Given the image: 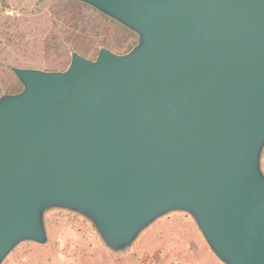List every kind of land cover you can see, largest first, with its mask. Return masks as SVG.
Returning a JSON list of instances; mask_svg holds the SVG:
<instances>
[{
    "label": "water",
    "instance_id": "95a60500",
    "mask_svg": "<svg viewBox=\"0 0 264 264\" xmlns=\"http://www.w3.org/2000/svg\"><path fill=\"white\" fill-rule=\"evenodd\" d=\"M52 1V0H47ZM136 37L63 71L12 67L0 95V264L45 214L130 248L190 217L221 264H264V0H75Z\"/></svg>",
    "mask_w": 264,
    "mask_h": 264
},
{
    "label": "rangeland",
    "instance_id": "374dc122",
    "mask_svg": "<svg viewBox=\"0 0 264 264\" xmlns=\"http://www.w3.org/2000/svg\"><path fill=\"white\" fill-rule=\"evenodd\" d=\"M38 1L0 0V49L5 47L4 55H0V64H5V60H2V58L6 57L8 62L15 61L21 64L18 68L45 70L34 64L43 55L38 49H31L34 36L30 32H32L33 24L36 22L38 24L37 18L41 17L40 15L37 17L34 15L33 6ZM50 9V7H47L42 12L43 20H52L53 16ZM9 37H13L14 40ZM11 40L14 42L12 43ZM14 46H19L18 49L21 51L18 52L16 48L17 51L14 52ZM25 50L27 52L23 54ZM263 155L264 151L261 163L264 162ZM58 211L51 210L45 214L51 224V239L48 237V241L52 240L50 247L45 250V254H49L53 242L59 246L61 253L65 246L70 243L68 253L74 256L71 258V261L74 260V262L72 263L60 253L58 257L62 264H99V262L101 264H115L114 261L117 259H114L104 250L101 241L95 239V230L89 222L79 216L77 218L73 216L60 217ZM71 226L80 232L70 230ZM171 230L176 236L180 234L184 236L183 241L186 242L188 251H185L182 247H176V244L170 246L167 244L168 232ZM84 238H89L90 241L86 242ZM91 238L95 241H92ZM167 245L170 249H178L177 251L167 252ZM89 246H93V249H90ZM180 249H182L181 252ZM188 252H190V256H188ZM17 254L26 258V260H31L29 263L24 262L25 264H37L39 261L40 253L36 249L20 248ZM125 255V257H121L125 259V262L122 261L121 264H221L209 251L193 221L185 214H172L155 222L138 237ZM12 257H14L13 254L8 258Z\"/></svg>",
    "mask_w": 264,
    "mask_h": 264
},
{
    "label": "trees",
    "instance_id": "16d2710c",
    "mask_svg": "<svg viewBox=\"0 0 264 264\" xmlns=\"http://www.w3.org/2000/svg\"><path fill=\"white\" fill-rule=\"evenodd\" d=\"M50 7L52 11V20H43L42 12L45 8ZM35 11L34 15L41 16L37 22L34 23L32 28V40L33 48L38 49L43 55L38 61H35L36 66H41L39 68H44L46 71H63L67 68L70 62V55L72 52H76L80 56L94 60L97 56L99 49L105 48L115 54H125L130 51L136 44V37L106 16L98 13L93 8L77 2L75 0H39L37 4L33 6ZM14 40L13 37H9ZM9 40V39H8ZM13 40L12 43L14 42ZM10 41V40H9ZM44 42V44H43ZM6 46V45H5ZM8 46H10L8 44ZM15 47V46H14ZM19 46L14 48V52L17 51ZM5 47L0 49V55H4ZM21 50L18 49V52ZM27 50L23 51V54ZM5 60V64H0V95L2 94H16L21 91L22 87L11 72L12 67H19L21 64L14 62H8V58H2ZM27 61V59H26ZM34 61V60H32ZM264 158V155H263ZM261 168L264 173V162L261 163ZM57 211V210H56ZM60 217L63 216H73L77 218L76 215L69 214L64 211H58ZM186 217H188L186 215ZM45 224L47 228V233L49 239H51L50 228L51 224L48 217L45 215ZM70 230H79L70 227ZM80 232V231H79ZM97 241H101L98 236H94ZM92 239V238H91ZM86 242H89V238H84ZM184 236L180 234L176 236L173 234V230L168 232L167 244L175 245L178 248L182 247L185 251L186 242L183 241ZM92 241H95L92 239ZM52 240H49L45 246H37L32 243H26L18 246L14 251L12 258H7L3 264H25L29 263L31 260H26V258L20 257L17 252L20 248L36 249L39 251L40 255L38 257L39 261L37 264H59L58 254L61 253L59 246L53 242L52 249L49 254H45V250L50 247ZM102 243V242H100ZM101 245V244H99ZM104 246V244L102 243ZM167 245V252L177 251L178 248L174 249ZM71 244L68 243L62 250V255L71 261V256L68 253ZM93 249V246H89ZM129 249V248H128ZM113 252L104 246V250L109 253L110 256L117 259L114 261L115 264H121L122 261L125 262L124 258L127 250ZM182 249L179 251L181 252ZM190 256V252H188ZM72 262V261H71ZM74 262V260H73ZM72 262V263H73ZM99 264H101L99 262Z\"/></svg>",
    "mask_w": 264,
    "mask_h": 264
},
{
    "label": "crops",
    "instance_id": "0c3cea01",
    "mask_svg": "<svg viewBox=\"0 0 264 264\" xmlns=\"http://www.w3.org/2000/svg\"><path fill=\"white\" fill-rule=\"evenodd\" d=\"M58 260H59V264H62V262H60V258H58Z\"/></svg>",
    "mask_w": 264,
    "mask_h": 264
}]
</instances>
